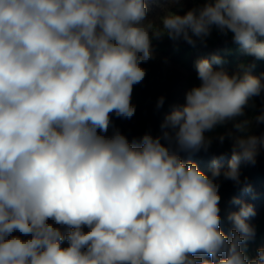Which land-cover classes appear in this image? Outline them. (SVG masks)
Instances as JSON below:
<instances>
[{"label": "clouds", "instance_id": "1", "mask_svg": "<svg viewBox=\"0 0 264 264\" xmlns=\"http://www.w3.org/2000/svg\"><path fill=\"white\" fill-rule=\"evenodd\" d=\"M147 13L145 0H0V264H264V247L246 254L252 205L234 198L230 233L220 227L221 179L250 191L241 165L261 143L236 122L264 95L254 64L198 59L199 84L159 135H108L113 115H135L153 39L206 45L215 29L264 59V0H202L159 24ZM229 122L235 132L208 135ZM226 139L230 160L214 158L211 175L182 158Z\"/></svg>", "mask_w": 264, "mask_h": 264}, {"label": "trees", "instance_id": "2", "mask_svg": "<svg viewBox=\"0 0 264 264\" xmlns=\"http://www.w3.org/2000/svg\"><path fill=\"white\" fill-rule=\"evenodd\" d=\"M145 2L148 8L147 19L159 24L160 18L167 12L183 15L187 10L202 3V0H182V7L172 3L171 0H145ZM152 47L155 59L141 65L146 69V76L141 83L133 88L132 103L136 106L135 115L131 119L117 118L113 115L108 135L117 129L129 141L142 136L146 131H151L154 136L159 135L160 124L166 114L174 106L183 104L186 92L199 84L194 66L198 59L219 55L225 62L222 65L214 64V68L222 67L229 73H233L239 71L241 66L254 64L252 74L257 77L264 74V59L245 55L240 46L233 42L231 33L224 36L215 29L207 38L206 45L197 42L195 46H192L183 40L174 42L164 36L160 39H153ZM161 96L165 98V102L161 108L157 109V100ZM262 110H264V95L253 98L250 106L245 108V115L238 117L236 121L251 120L250 134L261 138L256 164L241 165V180L244 181L247 178L246 182L251 190L244 191L243 184L236 186L233 182L223 179H221L219 189L221 196L220 227L225 234H229L231 228V223L228 220L229 213L238 211L240 207L233 203L234 198L252 205L255 211V215L247 220L256 230L254 239L248 241L245 246L249 258H254L257 255V249L264 247V123L258 125L255 123V117L260 115ZM233 123L229 122L227 125L219 126L215 132L208 135L215 136L230 129L235 132ZM181 155L183 159L192 160L201 171L211 175L214 158L223 157L220 160L221 168L227 167L231 157V141L226 139L221 145L214 140L207 152L200 151L191 156ZM63 246H67V241Z\"/></svg>", "mask_w": 264, "mask_h": 264}]
</instances>
